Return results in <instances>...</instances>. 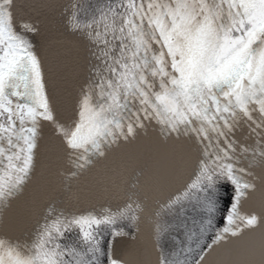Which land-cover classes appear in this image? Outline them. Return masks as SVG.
I'll return each mask as SVG.
<instances>
[{"label": "snow or ice", "instance_id": "obj_1", "mask_svg": "<svg viewBox=\"0 0 264 264\" xmlns=\"http://www.w3.org/2000/svg\"><path fill=\"white\" fill-rule=\"evenodd\" d=\"M28 7L0 0V264H264V0Z\"/></svg>", "mask_w": 264, "mask_h": 264}, {"label": "bare ground", "instance_id": "obj_2", "mask_svg": "<svg viewBox=\"0 0 264 264\" xmlns=\"http://www.w3.org/2000/svg\"><path fill=\"white\" fill-rule=\"evenodd\" d=\"M53 30L55 31V25H53ZM14 232V235H18L19 232L21 233V231L19 229H16Z\"/></svg>", "mask_w": 264, "mask_h": 264}]
</instances>
